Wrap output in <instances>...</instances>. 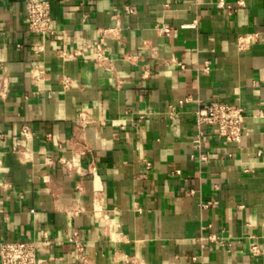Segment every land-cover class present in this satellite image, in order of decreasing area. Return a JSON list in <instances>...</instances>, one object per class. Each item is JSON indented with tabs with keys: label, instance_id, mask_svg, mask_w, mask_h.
<instances>
[{
	"label": "crops",
	"instance_id": "crops-1",
	"mask_svg": "<svg viewBox=\"0 0 264 264\" xmlns=\"http://www.w3.org/2000/svg\"><path fill=\"white\" fill-rule=\"evenodd\" d=\"M47 1L42 37L0 0V242L39 264H264V0ZM212 101L244 108L240 142L195 145Z\"/></svg>",
	"mask_w": 264,
	"mask_h": 264
},
{
	"label": "built area",
	"instance_id": "built-area-1",
	"mask_svg": "<svg viewBox=\"0 0 264 264\" xmlns=\"http://www.w3.org/2000/svg\"><path fill=\"white\" fill-rule=\"evenodd\" d=\"M27 5V22L31 31L45 37L52 31L53 15L51 13V6L47 0H26ZM130 12L133 10L128 7ZM161 30L164 33H169L171 28L169 26H162ZM257 33L248 34L239 37L237 46L239 49L247 47L256 37ZM102 45L97 44L95 53L96 60L103 58ZM42 45L36 46V51L42 50ZM81 50L69 48H61L59 55L71 56L80 54ZM184 67V65H182ZM43 70L39 69L38 73ZM68 82V79L65 80ZM183 102V101H180ZM243 123H244V108L240 105L229 103L225 101H212L204 104L196 111V126L197 132L195 135L194 143L197 146L201 145L202 140L205 138V127L210 126L214 131L226 141L240 142L243 136ZM22 134L25 137L30 136V130L27 125H23ZM203 159L206 154H202ZM50 159V158H49ZM76 232H73V236ZM70 237V240L74 238ZM213 239L216 237L213 236ZM223 243V240H218ZM77 249L81 250V246L76 242ZM251 252L257 254L260 248L257 244L251 246ZM36 246L33 241L16 240V241H1L0 242V264H39Z\"/></svg>",
	"mask_w": 264,
	"mask_h": 264
}]
</instances>
